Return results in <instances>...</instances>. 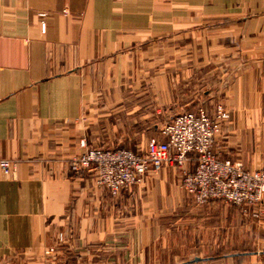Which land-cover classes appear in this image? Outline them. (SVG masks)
Listing matches in <instances>:
<instances>
[{
    "label": "crops",
    "instance_id": "obj_1",
    "mask_svg": "<svg viewBox=\"0 0 264 264\" xmlns=\"http://www.w3.org/2000/svg\"><path fill=\"white\" fill-rule=\"evenodd\" d=\"M144 95L171 118L223 105L220 157L264 168V0H0V160L18 164L0 170V264H264V214L245 250L162 259L160 219L187 193L172 167L117 198L73 170L80 141L112 144Z\"/></svg>",
    "mask_w": 264,
    "mask_h": 264
},
{
    "label": "built area",
    "instance_id": "obj_2",
    "mask_svg": "<svg viewBox=\"0 0 264 264\" xmlns=\"http://www.w3.org/2000/svg\"><path fill=\"white\" fill-rule=\"evenodd\" d=\"M229 118L221 104L213 115L203 108L177 114L161 130L166 139L151 138L141 153L127 148H93L83 139V151L72 157L70 164L77 172H95L97 184L113 198L119 197L122 190L141 184L147 173L172 167L179 172L184 190L197 205L221 201L247 208L259 217L264 214V168L245 170L240 162L222 159L217 150L222 123ZM192 158L196 161L194 169L188 166ZM17 166L15 161L0 160V170L7 177L14 178ZM54 251L49 248L46 255Z\"/></svg>",
    "mask_w": 264,
    "mask_h": 264
},
{
    "label": "rangeland",
    "instance_id": "obj_3",
    "mask_svg": "<svg viewBox=\"0 0 264 264\" xmlns=\"http://www.w3.org/2000/svg\"><path fill=\"white\" fill-rule=\"evenodd\" d=\"M211 81H208V89H214L212 86L214 81ZM142 88L143 92H148L152 88L166 89V82L144 79ZM166 100L165 97H159V105L165 104ZM151 101L150 96L144 95L141 114L127 111L117 115L126 123L122 122L120 125L115 123V126L109 129L114 141L112 144L89 146L102 149L127 148L134 151L145 149L154 124L161 127L174 114L162 106H159L156 112ZM139 119L142 121L140 124ZM134 120L137 121L135 126ZM259 217L253 216L247 208L221 201L199 206L188 193L182 191L179 198H176L174 206L169 207L166 215L160 219L161 234L170 246L161 257L165 260L180 261L186 258L184 254L188 252L213 256L214 252H217V255H228L245 250L247 220H257Z\"/></svg>",
    "mask_w": 264,
    "mask_h": 264
}]
</instances>
